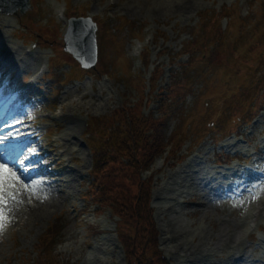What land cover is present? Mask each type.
Wrapping results in <instances>:
<instances>
[{
  "label": "rangeland",
  "instance_id": "rangeland-1",
  "mask_svg": "<svg viewBox=\"0 0 264 264\" xmlns=\"http://www.w3.org/2000/svg\"><path fill=\"white\" fill-rule=\"evenodd\" d=\"M178 2L179 0H34L35 9L22 17L0 15V50L6 45L10 47L11 43H18V47L24 52L29 47L33 48L34 54L31 59H34V64L26 68V63L30 60L26 57V61L20 63L23 71L34 70L42 60L48 61L54 58L53 50L61 43L56 25L62 32L68 23L67 19L61 21L58 16V13L66 8V4L70 9L76 8L75 16L93 17L98 22L101 56L97 67L104 70L110 66L108 69L110 79L106 76L103 78L94 76L98 73L97 70L87 76L86 74L82 77L75 76L62 90L58 102L63 105L74 95L91 93V96L83 101L84 103L96 97L108 98L110 103L100 106L101 99H99V103H96L98 106L85 110L80 118L72 119L76 120L75 122L56 121L57 129L54 128L56 130L50 137L52 146L56 145L55 140L58 135L63 134L71 126L73 129H80L78 137L84 142V122H87L89 117L108 114L129 97L131 101L138 99V93L129 89L122 81L125 73L127 74V63L133 62L134 59L132 48L137 47L140 51V60H142L143 48L146 46L149 48L148 70L145 69L142 61L139 63L138 58L134 59V68L137 69L134 71L138 75L144 72L149 79L147 83L152 78L154 68L158 65L163 66V71L157 76L156 89L151 93L147 89L148 98L152 103L142 109L147 114L153 111L159 115L162 96L158 90L166 89L171 84L172 76L180 70V63L188 61L187 55L179 57L178 53L184 45H189L195 40L190 33L198 25L201 15L207 11L211 14L209 20L214 23L216 29L214 33L221 34L227 31V35L215 44L208 61L204 63L203 67L206 70H199L200 73L195 75L194 95L188 97L187 103L177 109L175 116L178 119L173 120L174 126L172 125L166 133V137L171 132L172 134L188 133L189 140L181 145L179 135L176 134L175 140L167 142L168 152L164 151L161 155L155 156L151 169L146 165L142 154L134 155L132 159L136 160L135 168L139 172L126 169L125 172H118L116 179L111 182L106 181L107 187L104 191L109 193L106 199L102 197V209L99 206L98 212L95 207L89 208L79 229L66 212L73 209V206L83 209L87 205V200L81 197L85 193L89 179L86 171L92 168V165L90 166L92 156L86 146L85 151L77 156L76 165L84 173L78 179L75 188L68 191L66 184L61 182L60 190L65 194L70 192L71 196L61 203L60 200L53 207L39 209L45 213L39 215L41 218L38 217L37 224L27 221L31 219L30 207L28 216L19 217L20 208L26 207L29 203L27 194L24 195V204L14 210L12 222L9 224L13 227L9 234L10 241H4L0 233V264H34L37 259H26L27 253H34V246L44 232V237L39 241L41 246L42 241H45L42 247L48 245L49 239L53 241L52 247L56 242L63 240L53 252L59 264H128V251L134 259H137V253L130 244L128 245L124 236H122L125 239L123 245L119 233L122 231L124 235L133 234L130 228L137 225V219L141 212L143 213L146 204L154 207L159 245L163 256H166L171 264H182L184 248L191 251L198 243L202 245L198 250L201 252L205 250L207 256L196 264H264V214L259 222L261 226L259 230L244 238L245 245L236 248L232 255L227 248L230 235L243 236L242 231H245L247 220L251 222L249 218H243V205L249 203L255 190L262 188L264 193V106L259 110L256 121L239 129L236 134H219L217 139L213 133V122L219 120L220 114L216 107L225 102L229 94L238 86L249 83L243 79L236 85L235 78L230 76L234 70L238 73L241 69L236 67L234 61L228 63V60H234L238 54L235 50V41L238 40L242 26L235 28V17L233 14L228 15V12L236 11L242 18L248 16L249 18L243 23L247 22L249 27L259 15L258 0H193L194 6L189 14L179 13L176 10ZM215 14L220 15L221 21L216 20ZM118 20H124V26L117 28ZM39 24L44 26H38ZM142 27L146 33L140 36L141 39L146 38V40L137 42L134 39L139 35L135 36L134 32L139 34ZM104 28L107 30L104 31ZM29 30L39 33L40 46L33 45L36 40L27 35ZM119 52V57L124 58L120 61L118 69H115L114 59ZM12 54L11 60L14 61L16 58L18 63L25 57L16 52ZM54 62L52 67L66 72L68 70L66 63L73 61L66 53ZM250 82L253 84L252 80ZM133 83L135 86L138 85L137 80H133ZM43 87L47 93L52 89L48 80L43 83L41 88ZM34 91L37 96L42 94L38 88ZM126 95L128 97L124 98ZM31 96L23 95L18 98L14 104L16 116H11L10 120L22 118L28 107H32ZM252 99H254L253 94L250 95L249 100ZM64 111L67 112L68 108H64ZM93 111L94 113L87 114ZM238 116V112H234L231 116L232 124L235 126H238ZM224 126L227 127L225 123ZM70 142L73 143L71 138L67 143ZM73 144L78 148L75 143ZM229 144L231 146H228ZM228 151L233 152L232 155L239 151L238 156L229 154L231 160L220 163L219 161L228 160V157L222 155ZM246 152L247 155L254 152L257 154L250 159L244 155ZM42 156L40 160L34 162L38 165L34 167V171H29L27 174L36 176L42 173V167L47 166V163L42 165V160L47 162L44 154ZM54 158L56 160L58 157L54 155ZM63 166L56 165L58 173H54L61 180H63L61 174ZM50 168H53L52 161ZM247 169L253 172L248 173L246 179L240 180V172ZM150 176L153 178L147 180ZM153 183L152 196L150 192ZM182 183H186V189L180 194V191L184 190ZM42 191L47 193L46 190ZM162 191L165 195L159 196L158 193ZM171 195L177 198V201L172 202L171 198H166ZM156 199L159 201H155ZM116 210L123 212L126 221L124 227L119 228L118 231H115L116 219L113 218L119 216ZM172 220L178 228L188 233L183 240L186 247L181 246L179 238L173 233L170 223ZM200 232L206 236H202ZM260 237L263 239L260 240ZM30 257H36V254Z\"/></svg>",
  "mask_w": 264,
  "mask_h": 264
},
{
  "label": "trees",
  "instance_id": "trees-1",
  "mask_svg": "<svg viewBox=\"0 0 264 264\" xmlns=\"http://www.w3.org/2000/svg\"><path fill=\"white\" fill-rule=\"evenodd\" d=\"M122 24H124V20H119L117 27H122ZM106 30L107 29L104 28V31ZM214 31L212 35L209 34L207 38L208 42L212 41V39H215L217 42L222 41V37L226 36L224 33H214ZM204 35L205 32L201 37L204 38ZM194 44H196V42H194ZM241 44L243 45L242 49L239 47ZM235 50L238 54L234 60H228V63L234 61L236 67L241 68V72L244 73L243 75L245 77H250L251 72L256 68L259 62L264 63V25L251 28L242 25L238 40L235 41ZM55 52L57 55H61V47L59 46L55 49ZM57 61L58 58H55V62ZM74 69L77 70L78 67L75 65ZM188 72L190 74L189 69L186 72L184 71L182 78H178L173 87L175 89L185 82L187 88L185 94L190 91L192 92L193 87V79H190ZM177 76H179V74ZM248 97L249 93L245 92L244 95L240 93L235 96V98H231L236 102L232 107H229V110L232 113L240 111L244 103L248 104L251 101L248 100ZM247 108L251 109L252 107L248 106ZM118 116L122 119L115 120L111 125V128L114 130L113 135H96V144H98L95 145L94 148V170L97 171L98 177L101 180V182L98 179L96 180V186L100 185L97 191L105 199L109 193L104 191L107 187L106 181L111 182V180L117 178L119 175L118 172H125L126 169L139 172L135 168L136 160L132 159L134 155L142 154L145 157L146 165L150 166L155 156L161 155L168 146L165 131L166 120L164 118H156L151 113L146 114L141 108H131L127 118L124 112L119 110ZM170 117L171 115L168 116V119ZM218 124L221 127H225L222 119L218 120ZM94 128L96 130H102L99 124H95ZM140 191L141 190H139V192ZM125 223L126 221L123 214L120 226L121 229L124 227ZM130 230L133 234L124 235L122 231L119 233L123 243L126 239L128 245L130 244L137 253V259H134L130 251H128V264H164L167 262L163 256V252L159 248L158 230L152 219V212L149 209V205L146 204L144 206L143 213L141 212L137 219V225L132 226ZM122 236H124L125 239L122 238ZM58 243L59 242H56L54 247H52L53 241L49 239L48 245L42 247L45 245V241H42V246L39 244V247L42 249H40L41 256L34 264H59L55 260V255L53 254Z\"/></svg>",
  "mask_w": 264,
  "mask_h": 264
},
{
  "label": "bare ground",
  "instance_id": "bare-ground-1",
  "mask_svg": "<svg viewBox=\"0 0 264 264\" xmlns=\"http://www.w3.org/2000/svg\"><path fill=\"white\" fill-rule=\"evenodd\" d=\"M193 0H179V2L176 4V10L179 11V13H186L189 14L192 11L193 8ZM173 9V8H172ZM34 61V59H30L27 63H26V68L32 67V62ZM96 103H99V101H95V105ZM101 104V102H100ZM71 133L68 135H64L62 137H66L68 138V136L74 135L75 131L73 129H70ZM66 138H63V140H65ZM73 153V151H72ZM64 181L66 182L68 188L70 189L71 187L75 186V184L78 181V178L80 177L81 173L79 171V168H74L71 166H66L64 169ZM253 172V170L248 171L247 173H243L240 174L239 177L241 178H247L248 177V173ZM176 174L171 178L172 180L175 178ZM251 177V176H250ZM32 180H37V181H43L42 184L39 185L41 190H46L48 193H50V197L48 199L44 198L43 196L40 195V198H36V197H32L31 199L34 200V204L29 205L30 207V213H31V220L33 222H37L36 220L38 219L39 215H43V213H45V211H40L39 209L41 208H45V207H53L55 204H57L62 198L63 196H65V192L61 191L57 192V189L60 188L59 186V181L61 182L60 179L56 178L55 175L53 176L52 174H45L42 173L36 177H34ZM25 182H28L25 180ZM179 185L181 183L177 182ZM184 185V190L180 191L181 193H184L185 189H186V183H182ZM160 194L159 196H164L165 193H158ZM166 198H171L170 200L172 202L177 201V198L173 197L172 195ZM155 201H159V199H156ZM120 205V204H118ZM117 205V206H118ZM116 206V207H117ZM124 206V205H122ZM115 207V208H116ZM254 207H258L259 210V214L263 213L264 211V202H260L258 205L254 204ZM154 209V207H152ZM29 210V208H28ZM116 213L121 217L120 220H122L123 218V213L121 210H116ZM255 217H258L257 214H255ZM41 218V217H39ZM119 220V221H120ZM170 223L172 224V231L175 234V236H177L179 238V242L181 243V246L184 247V245L186 244L185 241H183L185 239V236H187V232H183L180 228L177 227V224L174 223V221H170ZM257 227H259V224H257ZM247 229H245V231L243 230V236H240L238 234V236H235V234H231L230 235V243L227 245V248H229V254L232 255L235 251L236 248H240L242 245H245V242H243L245 237H249L247 235ZM203 232H200L199 234H201L202 236L206 234H202ZM182 237V238H181ZM229 240V239H228ZM201 243L196 244L192 250L187 251L186 248H184V253L182 254V264H196V262L200 261L201 259L205 258L206 252L204 251H200L198 250L201 247ZM186 247V245H185ZM203 248V247H202ZM226 248V246H225ZM225 248H223V250L225 251ZM193 256V257H191ZM194 258V259H192Z\"/></svg>",
  "mask_w": 264,
  "mask_h": 264
},
{
  "label": "snow or ice",
  "instance_id": "snow-or-ice-1",
  "mask_svg": "<svg viewBox=\"0 0 264 264\" xmlns=\"http://www.w3.org/2000/svg\"><path fill=\"white\" fill-rule=\"evenodd\" d=\"M20 122L16 118V123ZM6 127L15 128V124H6ZM18 136V131L0 136V233H3L12 222L13 211L24 204V195L27 194L30 202L32 197L40 198L42 191L39 185L43 181L25 182L20 171L9 166L10 163H19L24 172L31 171L32 168L38 166L33 163L31 168L24 167L31 156L36 154L34 149L28 148V155H25L18 144L6 143ZM44 198H47L46 194ZM256 198L253 196V199Z\"/></svg>",
  "mask_w": 264,
  "mask_h": 264
},
{
  "label": "water",
  "instance_id": "water-1",
  "mask_svg": "<svg viewBox=\"0 0 264 264\" xmlns=\"http://www.w3.org/2000/svg\"><path fill=\"white\" fill-rule=\"evenodd\" d=\"M22 9L30 6L29 0H21ZM65 34V50L71 53L85 67H91L97 60V25L90 18L71 19Z\"/></svg>",
  "mask_w": 264,
  "mask_h": 264
}]
</instances>
